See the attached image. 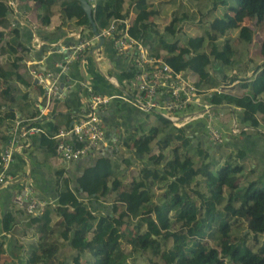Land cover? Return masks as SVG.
<instances>
[{"label":"trees","instance_id":"1","mask_svg":"<svg viewBox=\"0 0 264 264\" xmlns=\"http://www.w3.org/2000/svg\"><path fill=\"white\" fill-rule=\"evenodd\" d=\"M30 1L40 9L41 24L58 13L61 23L72 21V28L90 26L78 0ZM236 1V14L247 15L264 29V0ZM122 2L94 0L91 16L97 30L110 19L125 16ZM130 2L134 17L129 33L141 36L148 52L161 55L173 69L194 73L198 86L238 78L246 92H214L209 101L212 107L227 108L222 119L230 117V108L238 107L233 111L235 119L246 128L237 133L264 136V102L260 98L264 95V60L253 63L246 74L251 60L243 56L252 41V27L240 24L235 35L225 36L218 44V38L235 25L228 13L212 17L224 0H190L199 16L191 10H173L161 30L150 19L154 13L151 2ZM11 12L8 1L0 0V54H14L0 61V110L7 106L0 115V139L7 126L2 116L12 119L16 110L27 120L38 113L32 98L16 83L33 86L38 94L42 90L20 71L21 57L15 54L14 45H19V51L25 50L24 45L11 41L14 38L5 39ZM188 19L206 23V27L194 35L181 33L180 24ZM257 47L264 57V37ZM214 60L236 67V72L216 79L210 72ZM131 73L129 67L127 77ZM142 112L140 123L120 138L130 153L119 159L117 148L98 155L82 168L72 185L59 176L61 172L57 174L55 200L25 221L36 238L14 231L13 215H3L1 229L13 240L10 251L21 255L22 264H124L129 258L128 264H135L134 252L140 253L143 264H264V163L252 162L246 149L235 142L226 146L224 141L196 137L192 131L195 120L177 127L156 112ZM57 115L65 116L64 124H69L68 114ZM35 123L36 119L30 121ZM54 126L56 129L57 124ZM51 133L39 132L40 143L54 152ZM133 164L137 169L127 175L125 169ZM241 215L246 216L247 224ZM246 233L255 236L248 240ZM124 244L129 245L128 250ZM5 254L0 236V264H8Z\"/></svg>","mask_w":264,"mask_h":264},{"label":"crops","instance_id":"2","mask_svg":"<svg viewBox=\"0 0 264 264\" xmlns=\"http://www.w3.org/2000/svg\"><path fill=\"white\" fill-rule=\"evenodd\" d=\"M7 1L12 7V12L9 16L10 27L5 29V39L10 41L11 38H14L11 41H18L24 45V51H19V45H14L16 48L15 54L21 57L19 60L20 71L30 77L32 84L39 86L33 81L34 79L31 77L29 70L33 67L47 70L55 69L56 63L66 55V52L58 51L57 48L74 42L78 36H89L90 26L81 24L72 28L69 25L72 21H68L69 24L66 21L61 23L58 13L51 14L48 23L41 24L38 17L40 9L35 2L30 0ZM148 1L151 2L150 0ZM122 10L124 17L131 22L134 12L130 0H123ZM170 16L162 19V12L158 13L154 9L150 19L161 30L162 25L170 19ZM161 19L163 22L159 24L158 21ZM182 32L189 35L199 33L187 32L186 29H183ZM3 54L9 57L14 55L6 51H3L0 55L2 56ZM256 61L258 60L248 61L246 74L251 72L253 63H258ZM129 67L130 62L125 56L116 52L109 37L102 36L100 40L94 38L92 44L82 50L78 58L69 64L66 73L59 77V83H61L64 93L63 97L50 103L36 117L35 124L39 125L47 134L55 129L54 125L57 124V127L65 125V116H58L57 113L61 115L68 114L71 121L72 115L84 105V97L87 95L88 89L100 94L113 95L106 104L101 106L100 115L106 127V137L110 138L114 134L119 140L118 151L115 155L121 159L130 153V150L120 144V138L128 131L134 130L144 117L143 112L127 100L133 94L127 77ZM186 72L191 79H196L194 73ZM210 72L216 79L220 80L224 75L228 76L230 73L236 72V67L224 66L214 60L211 62ZM237 74L240 75V73ZM16 86L20 91L26 90L27 95L32 98L34 106L43 103L41 93H36L33 86L25 87L20 83H16ZM227 89L229 93L237 95L246 92L245 87L240 85L238 78L231 81ZM121 94L126 98L118 96ZM260 98L264 102V95L260 96ZM5 109H7V106L1 107L0 115L4 113ZM212 110L213 112L223 111L224 113L227 108L214 106ZM15 117L23 118L16 110L12 119L1 117L2 123L7 124V126L3 129L4 137L0 139V146L6 134L13 128ZM229 118H231V115ZM229 118H218L221 126H226L223 129V133H221L224 144L229 146L231 141L235 142V146L246 149L247 155L252 158V162L262 161L264 163V136L259 133L248 135H242L237 132L231 133L229 131ZM195 121L197 124L192 127L193 133L196 137H201L208 141L205 128H202V119L199 118ZM14 135L17 136V133H14ZM18 143V149L13 152L10 161L4 169L8 180L0 185V229L3 215L9 212L14 218V231H24L23 237L36 238L37 234L25 227V221L28 215L38 214L41 211L44 205L40 206L38 202H44L45 204L52 203L55 200L58 183L57 174L61 172L59 176H65L69 185H72L76 175L81 172L85 165L98 155L109 152L103 150L104 148H96L88 154V160L85 159L87 155L78 160L63 161L40 143L38 132L31 133L26 137H18ZM127 169L130 170L131 165ZM24 185L31 187V198H27L24 195ZM54 218L57 219V217ZM0 236H3V247L8 264H22L21 255L18 252L10 251L13 245L10 234L1 229Z\"/></svg>","mask_w":264,"mask_h":264},{"label":"built area","instance_id":"3","mask_svg":"<svg viewBox=\"0 0 264 264\" xmlns=\"http://www.w3.org/2000/svg\"><path fill=\"white\" fill-rule=\"evenodd\" d=\"M87 1L92 7L94 0ZM129 24L126 17H114L105 27L98 30V34L109 37L116 52L130 62L132 73L128 77V82L133 94L127 100L142 111L160 114L177 127L205 117L203 125L208 138L213 142H221L222 134L210 120L213 117L220 119L223 111L213 112L209 97L214 92H229L227 88L231 82H220L212 86L196 85L185 70H175L161 55L150 54L142 37L129 33ZM94 38L96 36L93 34L78 36L74 42L57 48L58 51L66 52V55L56 63L53 70L35 67L29 70L35 83L42 88L43 103L36 106L38 113L34 117L27 120L15 117L13 128L6 134L0 146V185L8 180L4 169L13 152L19 147L18 137H26L36 132L44 133L39 125L30 124V121L36 119L54 100L63 97L59 77L66 73L69 64L78 58L82 50L92 44ZM86 94L84 105L73 114L70 123L57 127L49 135L54 141V153L63 161L82 159L96 148H104L103 150L109 153L117 149L119 140L114 134L110 138L106 137V127L100 115L101 106L113 95L100 94L89 89ZM118 96L126 98L122 94ZM236 109L237 106L229 109L231 133L246 128L236 121L233 112ZM14 133H17V136ZM23 190L24 195L31 198V187L24 185ZM38 204L41 206L44 202Z\"/></svg>","mask_w":264,"mask_h":264},{"label":"rangeland","instance_id":"4","mask_svg":"<svg viewBox=\"0 0 264 264\" xmlns=\"http://www.w3.org/2000/svg\"><path fill=\"white\" fill-rule=\"evenodd\" d=\"M152 6V9L157 10V12L163 14V17H161L162 19H164V17H168L170 16V14H172L173 10H191L189 11L191 14H194V16L197 18L200 14V11H198V8L196 5L192 4L190 2V0H150ZM225 4H218L212 15L213 16H221L222 13H228L227 17H230L232 19V22L235 24L233 25L234 27H232L231 29H228L227 31H225V33L223 34V36H220L217 40L218 44L221 43V41H223V39L225 38V36H229L231 34H236L237 32V26H239L240 24L246 23L249 24L252 29H253V34H252V41L250 43H248V49L245 51V55H243L245 58H249L250 60H258L256 62H261V60H263V56L261 55V53L259 52V49L257 47V44L261 41V39L264 37V29L261 26L260 23H256L254 21V19L249 18L247 15L240 13V14H236L237 12H235V8L238 6L237 5V1L236 0H224ZM228 6V8H227ZM158 21L159 24H161L163 22V20ZM164 25V24H163ZM162 25V27H163ZM180 28L183 31V29H186L187 32H192V33H196V32H201L203 28L206 27V23H197L196 19L192 20H184L181 24H180ZM181 31V33H182ZM184 33V32H183ZM248 56H247V55ZM5 55L3 54L2 56L0 55V61L2 59H4ZM148 114H150V117L152 116L151 113L149 112ZM202 121L205 120V117L201 118ZM211 123L214 127H216L220 133H223V129L226 126H221V122L218 118H211ZM206 132V130H205ZM207 135V133H206ZM207 139H205L204 141H206ZM206 143L204 142L203 145H205ZM155 151V150H154ZM138 165L137 164H133V166L131 165V169H125V171L127 170V175H130V173L135 172V170L137 169ZM239 213L241 214L242 212L239 211ZM242 219L244 218V222L247 224V219L246 216L241 215ZM246 238L248 240H250L251 238H254V234L251 233H246L245 234ZM261 237L258 236V239H260ZM208 243L212 242L210 240H206ZM125 250L129 249V245L124 244L123 245ZM133 262L135 264H143V259L140 255V253L134 252L133 255ZM131 260V258H129L124 264H128L129 261ZM96 263L98 262V260L95 261Z\"/></svg>","mask_w":264,"mask_h":264},{"label":"water","instance_id":"5","mask_svg":"<svg viewBox=\"0 0 264 264\" xmlns=\"http://www.w3.org/2000/svg\"><path fill=\"white\" fill-rule=\"evenodd\" d=\"M80 7L83 9V11L86 14L88 23L90 24V30L92 31V34L96 36V39L100 40L102 38V35L98 34V30L96 28V25L92 19L91 16V6L87 0H78ZM35 81V80H33ZM59 86H61V83H59ZM89 159V155L85 158Z\"/></svg>","mask_w":264,"mask_h":264}]
</instances>
